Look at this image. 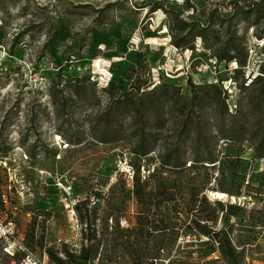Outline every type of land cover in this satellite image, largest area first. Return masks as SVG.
<instances>
[{
	"label": "rangeland",
	"instance_id": "1",
	"mask_svg": "<svg viewBox=\"0 0 264 264\" xmlns=\"http://www.w3.org/2000/svg\"><path fill=\"white\" fill-rule=\"evenodd\" d=\"M189 3L194 8L185 0H0V264L17 263L20 256L5 248L13 251L19 240L39 256L45 247L96 252L73 264H134L138 257L150 264L158 256L154 264H264V111L257 109L264 107V0ZM111 30L128 40V48L153 50L154 62L140 64L133 87L181 85L170 88L171 100H159L164 83L121 96L96 56L92 66L72 63L92 34ZM145 31L152 37L144 38ZM61 36L67 44L77 40V48L57 47L53 54L49 46ZM173 40L196 47L176 49ZM59 56L63 61L56 63ZM188 80L202 93L222 85L228 114L208 97L200 115L193 112ZM130 98L145 113L156 106L146 114L148 125L135 123ZM222 118L233 131L214 147L223 137L215 127ZM183 119L200 122L202 130L196 122L178 127ZM143 127L154 147L140 159L132 148ZM195 136L206 138L215 163L193 162ZM177 154L181 166L162 168V156ZM138 166L142 198L133 180ZM159 191L170 199L156 207L151 196ZM148 214L162 229L145 236ZM201 214L240 252L234 260L225 258L216 239L193 230ZM9 220L17 229L5 237L2 224Z\"/></svg>",
	"mask_w": 264,
	"mask_h": 264
},
{
	"label": "trees",
	"instance_id": "2",
	"mask_svg": "<svg viewBox=\"0 0 264 264\" xmlns=\"http://www.w3.org/2000/svg\"><path fill=\"white\" fill-rule=\"evenodd\" d=\"M185 2L187 4V6H189V7L191 6V4L189 3V0H185ZM238 2H239V0H231V4L232 5H235ZM192 7L194 8V6H191V8ZM18 41H19L18 38H16V40H14V42H13V45L16 44ZM182 41H184V40H173L172 44L175 47H177V48L194 49V47H196V43L195 42H194V45H193V43H191V44H183ZM141 58H142V54L138 53L137 54L138 66L140 65ZM220 59L221 58L218 59L216 57V61H217L218 65L220 64V62H219ZM260 76H262V75H260ZM257 77L258 76L253 77L252 81L254 80V78H257ZM163 83L160 82L157 85H155L152 89H150V90L146 89L145 91H141L140 87H138V86L137 87H132L133 85H131L132 88H130L127 91L120 92L121 93L120 95L121 96L128 95L133 88H134V90H136L138 92V94H141V93H144V92H147V91H152L155 88H158L159 85L163 84V86H162L163 87L162 94H164V97L160 96L161 98L159 100L160 101H165V99L171 100L172 97H169V95L171 93L170 92V88H174V89L179 90L181 85H177V84H175L173 82H170V83L169 82H163ZM146 85L147 84H145V86ZM188 85L190 86L191 92H192V97H191L190 101L193 104V112H195L198 116L200 115V113L205 108V105L207 103L206 97H208V99H209L208 100V102H209L208 104L209 105H215L217 108L222 109L221 113L223 114V116L228 114L229 109H228V106L226 104V99H227L226 96H227V94H226L225 88H222V85H220V84L219 85H215L214 84V85H212L210 90H206V91H204V93H202L200 91H197L196 85L191 80H188ZM112 86H115L118 89L117 84H115L113 82H112ZM111 88L112 87H109L106 90L111 93ZM210 92H212L211 95H210ZM128 105L131 106V111L134 114V118H135V123L136 124H138V123L141 124L142 123L143 125H146V124L148 125V119H147L146 114L148 115V112L150 110L151 111L155 110V112H156V106L155 105H152V106L150 105L149 107H147L145 109L146 113L141 111L139 105H137L135 103L133 98L129 99ZM257 109H258V112L264 111V107L262 106V104H259ZM158 118H159V115H158ZM193 122L197 123L196 127H197L198 130L201 131L203 125L200 122H197L195 120L190 121V122L188 120H185V119L178 120L177 121V126L178 127L180 126V128L187 129L193 124ZM241 125L244 126V124H241ZM225 126H226L225 125V118H222L219 122H217L215 124V127L217 128V131L219 133L218 135L219 136H223V137L215 139L214 144H213L214 147H216L217 143L219 145V142L222 141L223 138L227 137L229 135V132L233 131L232 127L227 129V128H225ZM142 132H143L142 134L141 133L137 134V132L135 133V135L140 137V140L132 148V152L135 153L136 155H138L140 157V159H142V158H144V156L148 155L153 150V147H154V144L148 142L146 140V138L144 139V136L146 135V131H145L144 127L142 128ZM149 133H150L149 136L152 137L151 140L153 139L155 141L156 138H157V135L154 132H149ZM190 135L191 134H188L187 137H189ZM191 143H192V148L194 149L193 150V159H194L193 162L194 163H205V162L215 163L218 160V158L214 154L213 149H208V145L206 144L207 140H206L205 137L202 140L201 137L195 136L192 139ZM261 143H264V136L260 139L259 144H261ZM259 144L257 145V150H260L262 148V147H259ZM179 147H180V145H178V149H179ZM161 159L162 160H161L160 163L162 165V168H164V169L165 168H169L170 166L177 168V167L182 165L181 164V155L180 154H177L176 156L170 155L169 157L162 156ZM185 165L186 164H184L183 166H185ZM191 166H192V162L189 164L188 167H191ZM212 166H215V165H212ZM158 172L160 173L159 170H158ZM139 173H140V170H139V166H138L137 174L133 175V180L135 181V193H136L137 197L142 198V196H144L145 193L143 192L141 184H140L141 178H140V174ZM149 174L153 175V173L152 174L149 173ZM150 175H149V177H150ZM152 196H151V198L153 199L152 202H153V204L156 207H159L160 204L164 200H169L170 199L169 198V194H168L167 191H159V192L154 193ZM198 199H199L198 198V192L197 193L193 192L192 193V201L196 202V201H198ZM202 199H203V201L206 200L205 197H203ZM218 203L220 205H222L221 202H218ZM232 207H234V206L233 205L229 206V208H232ZM197 212H200V210H198ZM226 213L228 215L232 214V212L230 210H226ZM207 217H208L207 214L197 215L196 219L192 220L194 222L193 230L197 231L199 234H204V235H207V236H210V237L216 239V241L219 244V249H221V251H222L223 255L225 256V258L234 260L238 256V254L240 252H237L236 248L233 246V244L231 243V241L229 240L228 237H226L224 239H221L219 237V234L216 233L215 230H213L212 228H209L208 223L204 222V218H207ZM155 221L156 220H152L150 214H148L147 217H146V221L142 223L141 234H145V236H147L150 233L154 232L155 230L162 229L161 228L162 221L158 222V223H156ZM157 221H160V220H157ZM124 232H129V230H124ZM161 249H162V246H160L158 248L159 254L161 253ZM45 251L47 252L49 258L52 261L57 262L58 264H73L74 260L81 259V258L86 259V260H91L96 255L95 251L94 252H88L87 249H85L84 253L80 254V255L76 254L75 252H73L72 250H69V249L60 250V249H56V248H52V247H45ZM135 259L136 260H135L134 264H142L139 257L135 258ZM156 259H160V256L151 258V263L150 264H154Z\"/></svg>",
	"mask_w": 264,
	"mask_h": 264
},
{
	"label": "crops",
	"instance_id": "3",
	"mask_svg": "<svg viewBox=\"0 0 264 264\" xmlns=\"http://www.w3.org/2000/svg\"><path fill=\"white\" fill-rule=\"evenodd\" d=\"M154 11L156 9H153ZM151 31H145L143 37H152ZM65 37H56L51 45L49 46L50 51L54 54L57 47L66 51H73L78 46V41L74 40L71 44H67ZM121 35L118 30H111L109 32L97 31L92 34L88 39V47L85 50L83 56L72 61L73 64L77 65V68L92 66L95 63L94 57L99 59L101 65L109 69L113 73V78L116 80L117 86L121 89V92L129 90L131 85H134V78L137 76L139 67L142 62L148 58L155 60V56L152 51H140L128 48V40H120ZM128 39H131L129 37ZM130 41V40H129ZM148 52V53H147ZM141 53L142 58L140 66H138L137 54ZM56 63L63 61L62 57L55 58Z\"/></svg>",
	"mask_w": 264,
	"mask_h": 264
},
{
	"label": "built area",
	"instance_id": "4",
	"mask_svg": "<svg viewBox=\"0 0 264 264\" xmlns=\"http://www.w3.org/2000/svg\"><path fill=\"white\" fill-rule=\"evenodd\" d=\"M178 49L177 47H175ZM192 50V49H191ZM250 53H253V50H250ZM215 65L217 64V61L214 60ZM217 67V66H216ZM160 83V81H159ZM155 82H150L147 84L145 87L140 88L141 91H145L146 89H151L155 85H157ZM2 230H3V235L5 237H12L16 233V224L13 220L7 221L5 224H2ZM203 238L208 239V236H203ZM203 241V239H201ZM16 248L13 251H10L7 247L5 248L8 253H10L12 256H15L16 254L20 256V259L17 261L16 264H58L55 261H52L50 258H48L45 254L47 252L44 250V253L42 256H39L36 254V252L26 245L24 242L21 240L15 241ZM162 252H164L163 249H161Z\"/></svg>",
	"mask_w": 264,
	"mask_h": 264
},
{
	"label": "bare ground",
	"instance_id": "5",
	"mask_svg": "<svg viewBox=\"0 0 264 264\" xmlns=\"http://www.w3.org/2000/svg\"><path fill=\"white\" fill-rule=\"evenodd\" d=\"M209 194L217 199H228V198H231L233 200H236V196L234 195H230L228 193H226L225 191H209ZM240 199V198H239Z\"/></svg>",
	"mask_w": 264,
	"mask_h": 264
}]
</instances>
